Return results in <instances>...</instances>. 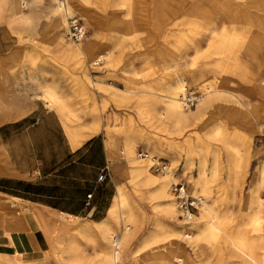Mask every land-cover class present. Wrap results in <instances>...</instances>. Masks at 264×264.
Returning a JSON list of instances; mask_svg holds the SVG:
<instances>
[{
	"label": "rangeland",
	"instance_id": "obj_1",
	"mask_svg": "<svg viewBox=\"0 0 264 264\" xmlns=\"http://www.w3.org/2000/svg\"><path fill=\"white\" fill-rule=\"evenodd\" d=\"M90 1L99 2L98 6L92 4L90 6V11L94 14L96 21L88 19L82 9L69 5L70 13L79 18L85 29L86 33L82 41L87 42L93 39L100 45V47L94 49L92 54L91 52L89 53L91 58L87 61V64H89L88 72H84L82 69L81 54L79 56L76 54L63 55L58 51V33L55 32V26L52 25L53 14L51 13V6L53 1L40 0L31 8L28 23L19 28L10 27L12 32L18 35L22 41L28 40L27 37H34L36 39L34 48L38 45L36 42H40L42 38L50 37L49 49L51 52L48 59L51 72H78L76 82L77 85L78 82H82L83 97H87L85 104L90 105L94 90H96L92 86L93 82L91 81L98 78L100 74L105 75L101 78L107 85H114L117 88H135L139 84H144L151 80H160L162 77L172 80L177 73H181L175 72L178 68L189 70V74H197L200 69L210 72V64L212 62L234 57L236 53L242 63L249 65L250 72H246L242 86L235 85L234 80L231 81L230 76H233L232 74L228 77L230 89L234 90L235 95L227 99L226 97L219 98L218 105L210 107L206 111L203 109L204 112L199 115L198 121V124H200L199 129L202 133V141L199 142L202 151H219L224 161H226L231 156L230 153L222 148V142L224 140L231 141L240 147L238 167L227 166V168H223L221 175L214 177L212 164L209 163L206 173L210 180L209 188L212 195H214L213 198L215 197L214 202L217 213L232 212L231 230L236 232L241 228L240 224L243 222V217H247L253 209L257 208L259 205L258 197L260 196L263 198L262 205L264 208V186L260 187L261 181H264V51H255L253 46V36L257 33L253 24L263 11L264 0H192L181 12H176L174 9L170 10L167 13V20L158 28L153 25L150 19V15L153 12L151 0H134V5L131 8L134 28L133 37L126 39H123V32L126 28L124 20L125 10L110 8L104 4V1L107 0ZM68 24L69 19H66V27H63L65 42L62 44L72 53L76 42L68 39L69 35L66 33ZM236 35L239 39L234 41ZM244 36H247L245 40L243 39ZM108 50L111 52L114 50L110 59L118 60L120 58L118 65H108ZM21 52H25L23 47H21ZM35 52L38 51L36 50ZM100 54L104 56L99 57ZM58 57H66L68 59L65 60ZM29 58L30 63H38L36 57L32 59L29 55ZM94 60L99 62L95 64ZM142 69H148V74H143L140 78L134 80L133 83L130 77L135 72H142ZM111 72L116 73V75H109ZM117 73L120 77L117 76ZM184 73L187 74L188 72ZM217 77L211 78L203 85L195 81H189L187 83L188 92L189 90L193 92L199 91L198 93L200 94L202 88L208 85L213 88L228 89V87L225 88V86L220 85L219 77ZM164 85L166 84H162L163 87ZM197 104L185 108L187 110H195ZM257 105H260L259 116L252 112L253 107ZM117 108L127 112L125 108L118 106ZM157 108L160 111L162 109L160 105ZM104 109L102 106L101 108L94 107L93 112L99 114ZM242 111H245V113H241ZM217 127L221 128V133L215 136L213 134ZM195 129H197V126L193 123V125L191 124L186 129H183V134L179 135L177 134L178 128H175L170 141H179L185 136H192V131ZM150 132L155 133V129L149 125H142V135H150ZM242 132L251 134L250 146L245 141H238L237 137ZM160 134L163 138L166 137L164 132H160ZM147 147L148 143L146 141L137 142L134 155H140V151L149 152L152 157H156L154 162L160 158L168 160V170H172L173 176L169 181V192L171 191L174 199L176 194L172 191V185L177 182L185 183L187 192L193 194L191 188L192 176L197 175V170H195V164L188 160L187 154L184 153L177 160L164 153H151ZM194 148L199 149L195 146ZM124 156L126 155L124 154ZM147 164L148 166L149 164L151 165V161L147 162ZM150 172L158 176L164 174V172H156L153 168H151ZM140 188L139 192L143 193L150 191L153 187L143 186ZM131 189L129 185V190ZM144 198L145 200H142V204L148 212L137 205L136 209L140 212L142 211V229L141 227L136 229V239L131 248L132 250L137 249L143 240H147L152 233L164 236L163 238L167 240L173 237L171 234L174 227L170 225L167 227L163 221V216L156 217L151 203L147 200V196L142 195V199ZM175 201L177 202V199ZM237 207L239 208L235 209ZM178 210L181 212L178 211L177 215L179 214L180 220H182V210L180 208ZM102 217L103 215L100 214L94 217V220L88 217L83 221L69 220L63 222L64 224L56 222L55 227L57 228L48 237L51 246L44 252V264L49 262L50 264H99L108 248L105 240L96 229V224H94L96 221L106 218L102 219ZM4 223L9 226L10 230L29 229L27 226L18 225L16 222L4 221ZM83 224H90L93 228L87 238L77 233L78 227ZM158 224H163L164 226ZM179 226L181 232L185 231L190 234L197 232L198 229L196 221L191 224H185L182 220L179 221ZM72 234H74L73 238L76 240V244L73 247L74 251L60 255L55 241L66 242ZM163 243L160 245L151 244V246L149 245V247L147 246L139 252V258L142 257V261L138 264H147L143 261L146 254H150L153 250L166 247L169 244L168 241ZM186 254L190 258V264H230L229 261L221 262L219 258L226 259L231 254V250L229 247H224L222 251L213 250L208 248L207 244H199L196 247L187 248ZM8 257L7 264H32L20 259L17 255Z\"/></svg>",
	"mask_w": 264,
	"mask_h": 264
},
{
	"label": "bare ground",
	"instance_id": "obj_2",
	"mask_svg": "<svg viewBox=\"0 0 264 264\" xmlns=\"http://www.w3.org/2000/svg\"><path fill=\"white\" fill-rule=\"evenodd\" d=\"M39 1L40 0H0V22H5L11 28L23 26L29 21L31 8ZM51 1H53V5L51 6V13L53 14L52 25L55 26V32L58 33L59 38L58 51L63 55L76 54L79 56L81 54L82 69L84 72H88L89 64H87V61L91 58L89 53L91 52L92 54L94 49L100 47V45L93 39L83 42L82 38L79 41H74L76 42V46H74L75 49L71 53L63 46L65 42L63 27H66V19L68 20L70 17L74 16L69 11V5L74 8L82 9L84 15L91 21H94L96 18L90 11V6L91 4L98 6L99 2H92L90 0ZM191 1L192 0H151L153 11L150 15L151 22L156 28L162 26L167 20V13L170 10L174 9L176 12H181ZM104 2V4L112 9L120 8L125 10L124 20L126 22V28L123 32V39L132 38L134 28L131 8L134 5V0H107ZM253 26L257 32L253 36L254 43L260 50H264V6L261 15ZM245 38H247V36H244L243 39L245 40ZM235 39L238 40L239 37L236 35L234 41ZM13 52L17 54L20 50L16 49ZM112 52H114V50ZM112 52L110 50L107 51V58H109L107 63L110 66H116L120 58L118 60L110 59ZM103 56L104 55L100 54L99 57ZM94 62L97 64L99 61L94 60ZM210 66V72L200 69L197 74H189V70L178 68L175 72L181 73H177L176 77L172 80L162 77L160 80H151L147 83L139 84L135 88L126 87L124 89H118L117 86L107 85L102 81H91L93 82L92 86L96 89L109 92L115 104L118 107L125 108L127 111L119 125L109 128L108 132L110 136L116 137V135H120L124 137L122 138L123 140L125 139L123 153L127 157L126 163L113 165L116 171L114 179L117 185V192L108 209V216L94 223L108 247L99 264H138L142 261V257L139 258V252L145 249V247L151 246V244L160 245L165 241L169 242L166 247L157 248L150 254H146L143 261L147 264H190V258L186 254V249L189 247H196L199 244H207L208 248L213 250L222 251L224 247L230 248L231 254H229L226 259L219 258L221 262L229 261L230 264H264V208L262 205V196L258 197L259 205L257 208L247 217H243V222L240 224L241 228L236 232H232L231 223L233 221V214L232 212H225L223 214L217 213L214 202L215 197L213 198L214 195H212L209 188L210 180L207 176L208 174H206L209 163L212 164L211 167L214 177L221 175V171L223 168H227V166H233V168L238 167V160H240L239 145L227 140L222 142V148L230 153L231 156L230 159L224 161L219 151H202L199 143L202 141V133L199 129L200 124H198L199 115L202 114L204 110L206 111L208 108L218 105L219 98L226 97L227 99L235 95L234 90L232 91L230 89L226 75L235 74L239 76V78L244 79L246 72H250V67L248 64H244L240 61L237 53L234 57L216 60L212 62ZM147 70L148 69H142V72H135L133 76L130 77V80L134 83V80L140 78L143 74H148ZM184 72L188 73L185 74ZM214 77L220 80L221 86H225V88L228 87V89L213 88L208 85L202 88L200 94L198 93L199 91L193 92L189 90L188 92L187 83L189 81H195L203 85ZM162 84L166 85L163 87ZM45 96L53 104L61 101L59 93L53 87H50L46 91ZM188 96L195 97L197 102L199 101L198 104L196 103L197 108L195 110H187L185 108L187 107L185 99ZM107 105L108 103L105 102L102 108L104 109ZM158 105L161 106V111L157 108ZM259 106L260 105L253 107L252 112L256 114V116H259ZM241 113H245V111ZM193 123L194 125L196 124L197 129L194 131L191 130L192 136H185L181 138V140L179 139V141L174 140L175 143L174 141H170V139H172V133H174L173 129L178 128L177 134L180 135L183 134V129H186L191 124L193 125ZM144 124L155 129V133L150 132V135H142V125ZM160 132H164L166 137L163 138ZM219 133H221V128L217 127L213 135L218 136ZM237 138L239 139L238 141H245L249 146L251 145V134L242 132ZM139 141H146L148 143L147 149L151 153H164L177 160L185 153L187 154L188 160L195 164L197 175L192 176L193 181L191 188L193 191L192 195L200 199V204L197 213L194 214L191 219V223L196 221L198 224L197 232L190 234L185 231H180L179 221L183 219L180 220V215H177V212L180 211L178 210V201L176 202V196L174 199L171 191L169 192V181L171 177H173L172 170L165 171L161 176L151 173V166L156 157H152L149 152H143L147 155L143 157L142 151H140V155L135 156L134 150ZM194 146L199 149H195ZM150 161L151 165L149 164L148 166L147 162ZM118 170H120V172H118ZM260 184V187H263L264 181H261ZM129 185L133 191L132 189L129 190ZM143 186H152L153 188L150 191H142L143 193H141L139 192L141 189L140 187ZM142 195L147 196V200L151 203L156 217L163 216L165 225H167V227L169 225L174 227L171 234L173 237L167 240L163 238L164 236L162 237L161 235L159 236L156 233H152L147 240H143L137 249L132 250L131 248L136 239V229L138 227L142 229V211L140 212L136 209L137 205L141 208L143 207L142 200H145V198L142 199ZM143 209L147 211L144 207ZM73 221L77 220L74 219ZM158 225L164 226L163 224ZM8 227L9 226L6 225L0 227V240L2 243L8 242L11 232ZM78 228L77 233L86 238L93 229L90 224H83ZM73 235L74 234H72L66 242L61 240L55 241L60 255L74 251L73 247L76 244V240L73 238ZM16 255L22 259L21 254L17 253ZM7 260H9L8 255L0 253V264H7ZM39 263L44 264L43 258Z\"/></svg>",
	"mask_w": 264,
	"mask_h": 264
},
{
	"label": "crops",
	"instance_id": "obj_3",
	"mask_svg": "<svg viewBox=\"0 0 264 264\" xmlns=\"http://www.w3.org/2000/svg\"><path fill=\"white\" fill-rule=\"evenodd\" d=\"M27 39L20 40L0 22V225L11 221L29 228L11 230L8 242H0V253H19L39 264L51 246L48 237L56 222L107 216L117 192L113 165L126 163L124 137L108 132L126 112L105 90H94L90 105L85 104L78 72H51L50 37L36 42L38 52L36 39ZM253 46L260 50L254 41ZM16 49L20 52L14 54ZM29 55L38 63H30ZM104 76L95 80L104 82ZM230 79L241 86L244 80L235 74ZM50 87L60 102L46 98ZM105 102V109L95 114L93 108ZM105 168L109 175L99 181Z\"/></svg>",
	"mask_w": 264,
	"mask_h": 264
},
{
	"label": "built area",
	"instance_id": "obj_4",
	"mask_svg": "<svg viewBox=\"0 0 264 264\" xmlns=\"http://www.w3.org/2000/svg\"><path fill=\"white\" fill-rule=\"evenodd\" d=\"M64 2V0H61ZM68 35L69 39L72 41H79L81 40L85 35V30L83 29V25L79 18L76 16L69 18V29H68ZM185 103H187V107L195 106L197 103V99L195 97H187L185 99ZM142 156L146 157L147 155L142 152ZM156 159H154L155 161ZM152 163L151 168H153L156 172H165L169 168V162L164 159L160 158L156 162ZM108 169H103L99 176L98 180L102 181L104 180L107 175ZM172 191L174 194H176V199L178 201V206L182 210V219L185 222V224H189L191 222V219L193 218L194 214H196V211L198 210V206L200 204V199L196 196H193L192 194H189L187 192L186 186L183 182H177L172 185ZM92 194H88L87 197L90 199ZM87 205H90V201H87Z\"/></svg>",
	"mask_w": 264,
	"mask_h": 264
}]
</instances>
